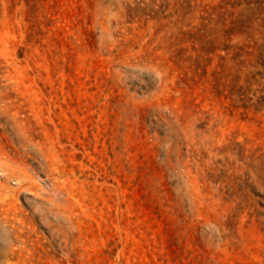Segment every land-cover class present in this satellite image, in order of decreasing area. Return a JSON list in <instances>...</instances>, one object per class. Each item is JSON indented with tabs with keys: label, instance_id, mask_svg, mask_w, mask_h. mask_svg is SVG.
<instances>
[{
	"label": "rangeland",
	"instance_id": "rangeland-1",
	"mask_svg": "<svg viewBox=\"0 0 264 264\" xmlns=\"http://www.w3.org/2000/svg\"><path fill=\"white\" fill-rule=\"evenodd\" d=\"M0 264H264V0H0Z\"/></svg>",
	"mask_w": 264,
	"mask_h": 264
}]
</instances>
